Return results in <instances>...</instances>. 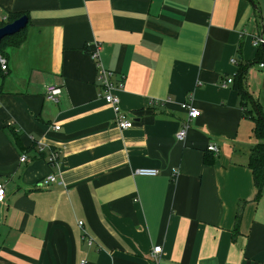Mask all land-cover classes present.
<instances>
[{
    "label": "crops",
    "instance_id": "0c3cea01",
    "mask_svg": "<svg viewBox=\"0 0 264 264\" xmlns=\"http://www.w3.org/2000/svg\"><path fill=\"white\" fill-rule=\"evenodd\" d=\"M253 2L0 0L1 19H28L0 77V264H152L158 245V264H264V187L255 201L246 163L253 123L221 84L238 70L232 58L250 64L247 89L264 109V50L258 62L252 45L264 0ZM94 43L130 128L101 96ZM48 84L61 87L57 102ZM183 103L200 114L188 119Z\"/></svg>",
    "mask_w": 264,
    "mask_h": 264
},
{
    "label": "trees",
    "instance_id": "16d2710c",
    "mask_svg": "<svg viewBox=\"0 0 264 264\" xmlns=\"http://www.w3.org/2000/svg\"><path fill=\"white\" fill-rule=\"evenodd\" d=\"M26 15L24 12H13L9 13L5 19L0 18V27L4 26L7 23H10L19 17ZM28 23V22H27ZM26 27L22 28L17 33H14L9 36H5L0 41V57L4 58L6 47H17L19 46L25 39L26 36ZM264 48V47H263ZM263 48H259V55L257 56V61H262L260 53L262 54ZM236 64L238 66V70L235 76L232 78V87L236 90L239 99V106L242 109V117L250 119L253 123L251 128L250 136L254 139V144L250 147L247 157V166L252 172L254 186L256 188L255 201L261 195V191L264 187V109L263 107L251 96L247 89L246 83V73L250 64L242 63L238 58L236 60ZM6 71L1 68L0 65V77L4 76V72ZM13 138L18 149L23 150L24 148L21 145V141L19 139L18 134L13 133ZM208 152L212 153L213 151L208 150ZM36 152L44 158V160L51 164V162L45 158L44 152H38V148L36 147ZM215 153V152H214ZM213 157L206 154L204 156V164L210 165L213 162ZM244 207V201H240L238 203V208L235 214L234 219V228L232 236H235L238 225L242 218V211ZM233 239V238H232Z\"/></svg>",
    "mask_w": 264,
    "mask_h": 264
},
{
    "label": "built area",
    "instance_id": "2783aa9c",
    "mask_svg": "<svg viewBox=\"0 0 264 264\" xmlns=\"http://www.w3.org/2000/svg\"><path fill=\"white\" fill-rule=\"evenodd\" d=\"M3 19H5V17ZM252 45L258 48L264 47V38L259 34H254V36L252 37ZM100 51H101L100 45L97 43H94L93 48L89 51V56L96 66L97 81L102 89L101 96L111 106L114 112L115 124L118 126V128L120 129L130 128L132 127L133 122L132 120L126 117L125 113L120 108L119 99L117 95H115V93L113 92L114 87H115L113 81L111 80L113 72L110 70H107L103 66L101 57H100ZM231 61L232 63L235 64L236 58H232ZM0 65L3 70L7 69V62L2 57H0ZM263 65H264L263 62H261L260 66H263ZM230 82H232V79L227 78L226 80H223L221 84L225 86L226 84ZM61 92H62L61 87L55 84H48L44 88L45 98L53 102L58 101V97L60 96ZM182 108H184L187 111L188 119L196 118L200 114V111L194 106H192L191 104L183 103ZM187 127H188V124L186 122L182 126V128L176 133V138L178 140H183ZM37 148H38V152L43 151L41 146H38ZM207 149L213 152L218 151V147L212 144L209 145ZM57 155H58L57 152L52 151L47 159L52 163L56 160ZM20 161L21 162L27 161V156L25 154H22L20 156ZM158 173H159V170L157 168L141 167V168H137L134 170V174H138L142 176H155ZM55 180L56 178L54 175H49L47 178L44 179L43 182L48 183L50 181H55ZM4 192H5L4 183L0 182V202H3L4 200ZM79 225H82L81 221H79ZM161 251H162V248L159 245L154 246L152 248L151 252L149 253V258L152 264H158ZM78 264H85V260H81Z\"/></svg>",
    "mask_w": 264,
    "mask_h": 264
},
{
    "label": "water",
    "instance_id": "95a60500",
    "mask_svg": "<svg viewBox=\"0 0 264 264\" xmlns=\"http://www.w3.org/2000/svg\"><path fill=\"white\" fill-rule=\"evenodd\" d=\"M252 6L257 7L255 2L252 3ZM27 21H28L27 16L23 15L18 19L0 27V41L3 37L12 35L20 31L22 28H24L27 25Z\"/></svg>",
    "mask_w": 264,
    "mask_h": 264
},
{
    "label": "rangeland",
    "instance_id": "374dc122",
    "mask_svg": "<svg viewBox=\"0 0 264 264\" xmlns=\"http://www.w3.org/2000/svg\"><path fill=\"white\" fill-rule=\"evenodd\" d=\"M256 1H259V0H255V2H256ZM0 55L2 56V54H0ZM247 122H248V120H247ZM253 142H254V139H253Z\"/></svg>",
    "mask_w": 264,
    "mask_h": 264
}]
</instances>
